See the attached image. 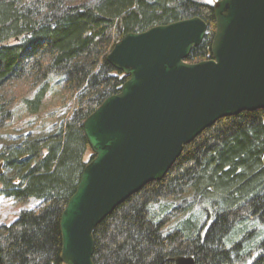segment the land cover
<instances>
[{"label":"trees","instance_id":"trees-1","mask_svg":"<svg viewBox=\"0 0 264 264\" xmlns=\"http://www.w3.org/2000/svg\"><path fill=\"white\" fill-rule=\"evenodd\" d=\"M193 17L207 29L188 63L210 58L214 13L200 0H0V130L12 119L5 87L38 86L21 99L32 115L50 81L73 98L51 132L0 149V195L38 201L0 225V264H62L60 215L93 158L82 124L127 80L107 55L128 34ZM92 237L93 264H264V110L205 129Z\"/></svg>","mask_w":264,"mask_h":264},{"label":"water","instance_id":"water-1","mask_svg":"<svg viewBox=\"0 0 264 264\" xmlns=\"http://www.w3.org/2000/svg\"><path fill=\"white\" fill-rule=\"evenodd\" d=\"M212 10L208 60L186 62L206 33L198 17L128 34L107 55L127 80L82 124L93 158L60 215L62 264H93L95 227L162 180L205 129L264 110V0H219Z\"/></svg>","mask_w":264,"mask_h":264},{"label":"rangeland","instance_id":"rangeland-1","mask_svg":"<svg viewBox=\"0 0 264 264\" xmlns=\"http://www.w3.org/2000/svg\"><path fill=\"white\" fill-rule=\"evenodd\" d=\"M213 5L217 0H200ZM83 2V1H80ZM45 97L36 114H29L21 99H31L36 93L38 86L29 88L25 83H16L5 87L1 92L6 94V99L11 101V121H7L0 130V149L13 142L22 140L27 136L36 137L48 134L54 127L68 117L73 107V98L50 81ZM171 205L173 202H167ZM38 204L36 200H29L24 204H16L11 199L0 195V225L9 222L21 211L30 210ZM174 205V204H173ZM194 211L197 212L196 208Z\"/></svg>","mask_w":264,"mask_h":264}]
</instances>
